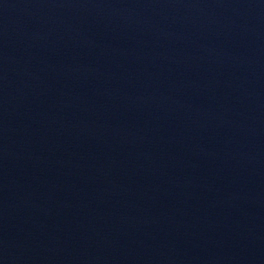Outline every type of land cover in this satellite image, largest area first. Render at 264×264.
I'll return each instance as SVG.
<instances>
[{
  "label": "water",
  "instance_id": "water-1",
  "mask_svg": "<svg viewBox=\"0 0 264 264\" xmlns=\"http://www.w3.org/2000/svg\"><path fill=\"white\" fill-rule=\"evenodd\" d=\"M0 264H264V0H0Z\"/></svg>",
  "mask_w": 264,
  "mask_h": 264
}]
</instances>
